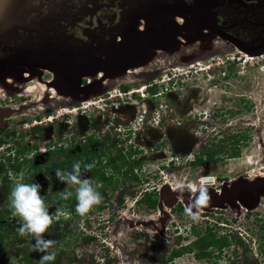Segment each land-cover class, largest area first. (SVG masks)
<instances>
[{
    "label": "rangeland",
    "instance_id": "374dc122",
    "mask_svg": "<svg viewBox=\"0 0 264 264\" xmlns=\"http://www.w3.org/2000/svg\"><path fill=\"white\" fill-rule=\"evenodd\" d=\"M174 15L171 33L164 35L162 44L158 35L152 37L161 44V50L151 51L144 56L142 64L118 75L109 64L103 72V76L108 75L106 78L93 75L89 77L91 84L83 79L80 90L54 86L55 76L49 70H27L23 78L12 74L0 82V140L17 147L25 140L42 149L51 146L52 150L62 145L66 148L65 154L73 156L78 151V142L95 132L100 136L99 132L112 130L116 125L112 144L128 146V164L138 174V181L128 177L118 180V189L111 186L99 190L102 194L99 204L106 199L114 206L117 201L123 202L122 212L127 217L111 225L107 217L112 209L103 206L94 207V213L78 215L75 222L71 214L61 215L59 218L67 221L60 227L56 224L57 209L65 213L68 208L75 211L76 199L67 202L66 209L60 208L56 195L51 201L45 200L56 222L53 219L54 225L44 235L58 241L56 259L51 264H203L191 253H183L172 262L169 259L173 250L195 240L189 232L193 222L200 232L217 226L219 235L233 231V226L239 229L252 226V232L247 233L253 238V258V253L260 250L258 246L264 244V227L260 226L264 222V195L246 204L224 205L214 210V214L209 213L212 215L207 219L202 214L195 221L190 217L184 219L179 212L172 211L178 203L186 209L184 200L199 194L201 187L214 194L238 181L252 182L264 176V53L253 56L239 51L230 41L216 35L211 22L195 25V20H187L191 19L187 14L184 16L187 19ZM188 26L187 32H182ZM98 57L105 59L101 53ZM130 70L133 72L129 73ZM147 88L156 89L150 101H147L150 96ZM38 126L41 131L36 135L32 129ZM130 126L141 129L137 139H134L135 132L125 133ZM7 130H11L10 138ZM239 131L249 135L250 140L240 147V158H231L237 145L231 141L224 144L221 139ZM213 139L216 140L213 148L223 147L225 159L218 163H191L194 155ZM135 143L143 149L136 150ZM6 148L1 146L0 155ZM116 149L111 152L108 172L111 165L115 166ZM42 153L39 149V154ZM59 157L63 160L65 155ZM5 164L6 175L17 177L14 173L8 175L12 165ZM137 164H141L138 169ZM49 181L51 186L55 185L54 179L44 178L43 184L38 181L42 185L41 194L49 191ZM66 187L59 182L55 189L61 192ZM154 189L160 194L161 205L153 213L136 202L143 191ZM7 207L10 203L3 192L0 212ZM247 212L251 216L246 217ZM235 215L238 220L231 223L229 220ZM255 218L259 222L253 224ZM212 220L220 225L226 223L227 227H219ZM62 233L65 237H61ZM231 238L235 248L238 244ZM10 239L0 242V262L21 264L14 251L16 242L9 245ZM28 239L21 242L32 245L33 237ZM233 250L229 249L230 253ZM32 254L30 264H39L43 253L33 251Z\"/></svg>",
    "mask_w": 264,
    "mask_h": 264
},
{
    "label": "flooded vegetation",
    "instance_id": "af4514ba",
    "mask_svg": "<svg viewBox=\"0 0 264 264\" xmlns=\"http://www.w3.org/2000/svg\"><path fill=\"white\" fill-rule=\"evenodd\" d=\"M132 1L134 0H28V4L32 6L31 7L32 12L28 14L27 21L30 27L35 29L34 30L35 33H33L35 37L39 36L38 31L40 29V26L42 25V22L47 21L51 25L50 28L52 31L51 34H49V36L53 38H60L61 40L66 39L68 41H72L73 39L75 40L78 39V40L91 42L93 38H97L98 36L104 37V34L106 33L116 32L118 29L117 27L121 25V23L123 22L124 13H126L127 10H129V8L132 7L131 4ZM163 1L166 3H173V4L175 2H178L183 5V9L180 12L178 13L173 12L169 14V17L165 20L166 21V24L164 25L165 29H168L169 27H171L170 24L171 25L173 24V19L175 17L174 14L177 13L180 14L181 16L187 14V16H189L191 14H189L188 11H190L193 8V6L196 7L198 5L197 0H163ZM210 9L213 12V15H210L209 20L205 19L203 21V25L208 22H211L210 24L213 25V28L215 29V33L217 36H219L220 38H224L226 41H230L231 44L234 45L236 49H238L239 51L240 50L242 51V49H246L252 52L264 48V0H220L219 2L213 4L210 7ZM137 29H139L140 31L146 30V22L143 19L138 21ZM27 37H28L27 33L20 31L19 41L24 40L25 43H29V38ZM35 41H40V40H35ZM3 57H5V55L0 52V58ZM27 70H28L27 68H24V71ZM36 70L38 71L44 69H36ZM36 70H30V71H36ZM34 73L38 74V72H34ZM12 74L13 73H10L7 77L9 78ZM103 75L104 74L102 73L99 75V77L104 79L105 76H107V75L105 76ZM18 77L23 78L24 73L23 75ZM91 83L92 81L90 80L89 84ZM152 87H154V85ZM146 91H148V94H150V96L147 97V101H150L148 99L155 96L156 89L147 88ZM151 94H153L152 97ZM119 126L126 127L123 125H119ZM117 129L118 126L115 125L112 127V130L108 129L106 131L104 130L103 132H99L100 136L99 135L96 136L95 135L96 132H95L94 134L86 137L84 140L78 142V151L75 154H73V156L70 155L67 156L65 154L66 148L65 146L62 145L59 146L58 150H52L51 146H49L48 148H46V152L39 154V149L41 150V148H39L37 144L30 145L28 142L24 140L22 141L23 144L19 143L18 144L19 146L17 147L16 145L12 146L13 145L12 143L7 144V141L0 140V148L1 146H5V145L7 147L4 154L0 155V160L5 159L7 156L12 154L11 157L17 156L19 159L18 164L22 166V169L19 172L11 170L14 174L17 175V177L15 176V178H12L8 176V180L10 181L8 187L3 183L2 180L3 178H0V192H1L0 195H2V193L4 192V194L7 196V203H10L9 194L13 185L16 183L15 179H18L19 181L23 180V182H30L33 179L35 181L40 180L41 184H43L42 181L44 178H47L48 180L54 179L55 185L51 186V181H49L47 183L49 191L45 192L46 196L44 194L41 195L45 200L48 201L53 200L55 195L58 196L60 208L62 207L63 209H66L64 207L65 204H67V202H73L75 199L74 187L67 186L66 188H63L61 192L60 191L57 192L58 190H56L55 187L59 182L54 177V174L57 169L70 171L72 169V166H69L70 164L68 163L70 161H72V165L77 161L81 162L82 169L85 164H94V167L90 171H87V173H89L90 177H92L94 181L99 185L98 190L104 187L106 188L111 186L115 189H118L119 188L118 183L119 181L121 182L122 179H127L128 177L133 178V176H136L138 178L137 176L138 174H135V168L131 164L130 165L128 164L130 163L128 162L129 155L126 154L127 152H129L127 150L128 146L125 144L123 145L112 144V139H113L112 132L114 130L117 133ZM140 130L141 129H138L137 127L130 126V128L125 131V133L130 134V132L133 131V133L134 132L136 133L134 139H137V133L139 135L141 133ZM7 131H9L7 133V136L8 138H10L12 136L10 134L11 130H7ZM32 131L34 132V134L38 135L41 131V128L38 126L33 128ZM238 133L243 135V133L239 131L237 133L230 134V136L236 135ZM223 139L225 140L226 138L223 137ZM223 139H221L222 142ZM234 142L236 141H233V143ZM223 143L227 144L226 142ZM215 145H216L215 139L211 140L210 142H207L206 146L204 147L205 149L200 150L197 154L194 155L193 162H195L199 156H202L204 154V151L215 150L213 148ZM119 146L120 148H118ZM134 147L136 150L143 149V147L140 146L139 143H135ZM207 147L209 149H207ZM220 148L221 149L219 148L216 149L217 151H221V152L219 154L218 153L216 154L213 161L206 160L205 159L206 156H205L204 161L198 164H203L205 162H206L205 164L221 162L223 159H225L224 156L225 151L224 149H222L223 147ZM115 149L117 150L118 153L117 158L114 160L115 166L111 165V170L108 172L107 171L108 165H110L108 162H111V152ZM61 154L65 155V158L63 160L60 159L59 157ZM37 157L39 160L36 161L35 158ZM63 163L67 165L66 168L63 167L54 168L55 165H59ZM1 164L2 161L0 162V174L2 168ZM140 166L141 164H137L136 165L137 169L140 168ZM21 172L24 173L23 177L19 175ZM87 173H84V175L88 176ZM136 180L138 181L139 178ZM68 191H72L73 195L64 199V193ZM147 193L157 194L158 201L155 208H151L148 203L143 201ZM168 197L170 196L168 195ZM109 201H110L109 199H106V202L93 206L88 211V213L89 214L94 213L95 211L94 207H96L97 209H100L103 206L104 207L106 206L108 208L110 207V209H112V214L109 217H107L108 225H111L112 223L114 224L115 221L118 219L127 217L126 214L122 212V210L124 209L122 201H117L115 206L114 204L112 205L111 204L112 202ZM170 201L173 202L171 198ZM136 203L144 204L152 212L156 211L157 208L160 209V205H161L160 194L156 192V189H154L151 192L143 191V193L141 194V198ZM179 205L182 204L178 203L177 206L173 208L172 211L178 213ZM214 210L216 209H207V210L199 211L197 215L202 214L203 216H206L207 219L208 216L212 215V214L208 215L209 213L214 214L213 212ZM7 212H10L9 223L11 224L12 222H15L14 219L15 216H13L12 214L11 206L5 208L3 212H0V217L1 216L4 217V215ZM67 212H68L67 213L68 216L69 214H71L70 218L73 220V222H75V220H77L76 218H78V215H80L76 210L74 211V209L70 211V209L68 208ZM179 213L180 216H182V213L181 212ZM252 213L255 212L252 211ZM246 215H247L246 217L251 216L249 212H247ZM256 217H258V215H256ZM182 218L184 219L189 218V216L187 214V217L182 216ZM17 219L18 220L15 223H12L11 226L16 227L17 224L20 225L21 222L20 218ZM236 220H238V218L235 215L234 218H232L229 221L233 223ZM64 221L67 220L63 217V218H58L57 222L56 220L54 222H56V224L61 227L64 226L65 224ZM241 221L242 220H240L239 223L240 225H242ZM253 221H254L253 224H255L256 221L259 222L256 218ZM69 222L70 221L68 220V223ZM212 222L215 221L212 220ZM0 223L4 224V226L2 227L0 226V242L3 241L4 239H8L9 237H11L8 244L11 245L12 241H14V244L16 242V249H14L15 253L17 254L16 257H18L20 260L24 259V261H22L21 264H30V261L32 259V257L30 258V256L33 253L32 250L33 244L31 245L30 242L26 243V241L23 242L21 241L24 238H26V240H29L28 238L32 236L26 235L22 237L18 234L16 230L9 232L8 230L10 229L11 231L13 227L11 226L9 227L8 225L5 224L8 223V220L6 218L0 219ZM215 223L219 227H227L226 223H223V225H220L218 222ZM263 224H261L260 226L264 227ZM53 225L54 224L52 223L50 227H52ZM195 225L196 224H194L193 222L189 230L192 236L195 237L194 238L195 240H192L191 243L187 246L181 245V249L179 250H173V252L170 254L169 257V259H171L170 262H172V260L176 258H179L183 253H191L194 255L196 259L201 260L203 264H264V244L261 243L258 246L260 250L257 251L256 248L257 252L253 253V255H255L254 256L255 258H253L252 256L253 238L251 237V234L247 233V232H252V226L251 227L248 226V229L247 228L243 229V227L239 229V228H234L233 226L232 228L233 231L230 229L227 232L223 231L221 233L222 235H219L216 233L217 230H219L216 229L217 226H213L215 228H210V229L207 228L204 232H200L199 229L195 227ZM65 234L62 233L61 237H65ZM188 237L191 236L189 235ZM231 237H233L234 241L238 244V246L236 245L235 248H233L234 246L232 247L231 245V241H230V239H232ZM216 240L220 242L216 243L217 242ZM226 240L228 243L224 244ZM229 249H235V250H233V252L230 253ZM240 249H242V251H240ZM21 252L24 253V255L21 254ZM176 252H181V253L180 255L175 256L174 254ZM0 259L2 258L0 257Z\"/></svg>",
    "mask_w": 264,
    "mask_h": 264
},
{
    "label": "water",
    "instance_id": "95a60500",
    "mask_svg": "<svg viewBox=\"0 0 264 264\" xmlns=\"http://www.w3.org/2000/svg\"><path fill=\"white\" fill-rule=\"evenodd\" d=\"M219 1L197 0L199 6L195 5L196 7L193 6L188 11L191 19L184 17L185 14L180 17L188 21L195 20V25H203V21L209 20L210 15H213L210 7ZM131 4L132 7L124 13L123 22L117 27L116 32L106 33L104 37L98 36L89 42L53 38L49 36L52 31L47 21L42 22L38 31L39 36L35 37L33 35L35 29L30 27L27 21L28 14L32 12L28 0H0V52L5 55L0 58V81L8 78L10 73L23 75L24 68L44 69L54 74V86L61 85L80 90L84 78L100 75L109 64L116 70L117 75L125 69L139 66L143 63L145 55L154 50H161L164 35L171 33L168 30L170 27L164 28L165 20L170 13L180 12L183 5L178 2L166 3L163 0H134ZM205 13L206 16L197 18ZM141 19L146 22L145 31L137 29L138 21ZM188 28L189 26L183 27L181 30L187 32ZM20 31L27 33L29 43L19 41ZM153 35L159 36L161 44L152 38ZM242 51L256 56L263 54L264 48L257 52L246 49ZM99 53L103 54L105 59H100ZM197 195L195 194L191 200H184L186 208ZM262 195L264 176L252 182L238 181L220 192L208 193L209 199L199 211L219 209L227 204H246ZM193 212H197V209L193 208Z\"/></svg>",
    "mask_w": 264,
    "mask_h": 264
},
{
    "label": "clouds",
    "instance_id": "9594fccd",
    "mask_svg": "<svg viewBox=\"0 0 264 264\" xmlns=\"http://www.w3.org/2000/svg\"><path fill=\"white\" fill-rule=\"evenodd\" d=\"M94 164H85L82 169L81 162L77 161L72 165V169L55 171L56 180L66 186L74 187L76 203V211L83 215L87 213L94 205H97L102 200V194L98 190L99 185L92 177L84 175L90 171ZM23 177L24 173L19 174ZM42 185L34 179L30 182L23 180L16 182L9 194L10 206L13 216L20 218V225L17 232L20 236L30 235L34 239L32 250L38 253H43L40 256L39 264H50L56 259L55 246L58 241L45 237L50 225L53 223V215L49 211V207L45 199L41 195ZM73 195L72 191L64 193V197ZM208 193L205 187H201L199 194L189 203L185 212L195 221L198 219V211L201 206L208 201ZM193 208L197 212H193ZM67 213L61 209H57L56 218Z\"/></svg>",
    "mask_w": 264,
    "mask_h": 264
},
{
    "label": "trees",
    "instance_id": "16d2710c",
    "mask_svg": "<svg viewBox=\"0 0 264 264\" xmlns=\"http://www.w3.org/2000/svg\"><path fill=\"white\" fill-rule=\"evenodd\" d=\"M124 89V91H126L127 90V87H124L123 88ZM249 139H250V136H248V135H242V134H240V133H238V134H236V135H233V136H230V137H228L227 139H223V142H227V141H236V142H234L236 145H237V147H236V150H235V152L232 154V156H231V158H238V157H241V150H240V147L242 146V145H247L246 144V142L245 141H249ZM244 142H245V144H244ZM214 144V143H213ZM223 149V148H222ZM221 151H217V150H213V151H204V154L202 155V156H199L198 158H197V160L195 161V162H193L194 164H198V163H202L203 161H204V158H205V156H206V160H209V161H213L214 160V157L216 156V154L218 153H220ZM12 155V154H11ZM11 155H9V156H7L6 157V160L5 159H3V161L5 162V163H8V164H10V165H12L11 166V170H13V171H16V172H19V171H21V169H22V166L20 165V164H18V161H19V159H18V157L17 156H15V157H11ZM5 163H3L2 162V164H1V174H0V178H3L2 180H3V183L8 187L9 186V183H10V181L8 180V176L6 175V173H8V171H7V166H6V164ZM70 165L69 166H72V161H70V162H68ZM57 167H63V168H66L67 167V165H65L64 163L63 164H59V165H55L54 166V168H57ZM103 175V174H102ZM2 176V177H1ZM133 178H136V179H138L136 176H133ZM143 201L144 202H146V203H148L149 205H150V207L151 208H155L156 207V204H157V194L156 193H147L146 195H145V197H144V199H143ZM178 210H179V212H181L182 213V216L183 217H187V214L185 213V210H184V207H183V205H179V208H178ZM9 214H10V212H7L5 215H4V217H0V219H7L8 220V223H5L6 225H8L9 227L12 225V223H15L18 219V216H15V222H12L11 224L9 223ZM0 226L2 227V226H4V224L2 223H0ZM11 227H13V226H11ZM19 227V224H17L16 225V227H13V229L10 231V229L8 230L9 232H12L13 230L15 231H17V228ZM1 238H2V236H1ZM217 241V240H216ZM220 241H217L216 243H219ZM228 242H227V240L224 242V244H227ZM180 253L181 252H176L174 255L175 256H178V255H180ZM32 257V254H31V256H30V258ZM29 258V259H30ZM26 259V258H25ZM22 261H24L23 259L22 260H19V262H22Z\"/></svg>",
    "mask_w": 264,
    "mask_h": 264
},
{
    "label": "built area",
    "instance_id": "2783aa9c",
    "mask_svg": "<svg viewBox=\"0 0 264 264\" xmlns=\"http://www.w3.org/2000/svg\"><path fill=\"white\" fill-rule=\"evenodd\" d=\"M166 77H168L167 79H169V75L168 76H166ZM84 79H88L89 81H90V78H84ZM164 81H166V79L164 78ZM150 86H153V84H150ZM41 151H43V152H46V148H41ZM13 172L11 171V169L9 170V174L8 175H11Z\"/></svg>",
    "mask_w": 264,
    "mask_h": 264
},
{
    "label": "bare ground",
    "instance_id": "6f19581e",
    "mask_svg": "<svg viewBox=\"0 0 264 264\" xmlns=\"http://www.w3.org/2000/svg\"><path fill=\"white\" fill-rule=\"evenodd\" d=\"M132 72H133V70H130V71H129V73H132Z\"/></svg>",
    "mask_w": 264,
    "mask_h": 264
}]
</instances>
